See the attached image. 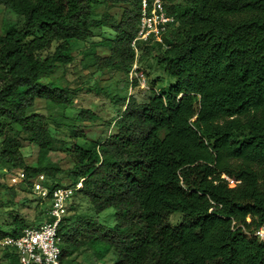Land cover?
<instances>
[{
  "label": "trees",
  "instance_id": "obj_1",
  "mask_svg": "<svg viewBox=\"0 0 264 264\" xmlns=\"http://www.w3.org/2000/svg\"><path fill=\"white\" fill-rule=\"evenodd\" d=\"M106 1L128 5L120 19L96 16L94 0H0L17 16L0 31V161L24 169L28 188L44 174L53 189L63 185L56 176L63 169L51 152L62 149L72 160L66 184L82 180L77 191L95 210L60 222L61 264L84 250L98 260L112 251V264H264V242L252 235L264 224V0H169L176 21L165 45H138L171 83L143 102L123 98L114 131L84 147L76 139L87 138L82 125L97 119L93 111L50 118L33 108L38 99L73 105L71 88L47 76L72 63V42L95 29L115 32L95 43L109 51L95 54L98 68L130 72L141 0ZM51 120L71 131V147L56 146ZM6 123L39 147L37 164L25 161L22 138ZM40 200L49 214L50 195ZM109 208L113 224L98 217ZM177 213L181 221L172 224ZM14 222L0 227V239L30 225L17 215ZM4 249L2 260L21 264Z\"/></svg>",
  "mask_w": 264,
  "mask_h": 264
},
{
  "label": "rangeland",
  "instance_id": "obj_2",
  "mask_svg": "<svg viewBox=\"0 0 264 264\" xmlns=\"http://www.w3.org/2000/svg\"><path fill=\"white\" fill-rule=\"evenodd\" d=\"M179 1V0H178ZM184 2L185 0H180ZM95 15L101 17L106 12L120 19L124 4L113 5L106 0H94ZM17 16L8 12L0 5V31L9 24L16 22ZM94 37L87 41H73V62L67 65L59 64L49 73L48 78L60 81L68 85L72 90L74 103L69 107H61L50 101L38 99L34 111L43 113L50 118L55 116H67L77 119L82 109H90L97 115V119L89 125H82L87 133V138H77L76 142L84 147L91 143L97 144L111 134L115 127L114 123L123 109L121 100L123 98L135 97L139 102L146 101L153 91L160 92L167 88L172 79L164 71L155 57H142L143 52H148L147 45L137 43L135 50V63L129 73L121 72L112 67L101 70L96 64L95 54L106 55L109 51L96 47L95 43L103 38L113 37L115 32L108 27L94 30ZM155 42H152L153 44ZM159 46H153V52L159 51ZM54 49L52 46L51 50ZM54 121H50V131L59 141L56 146L63 142L66 147H71L74 142L73 135L67 127H58ZM12 126V127H11ZM9 125L17 135L22 138V152L28 164H37L39 147L30 143L25 138L24 131L17 125ZM62 149L51 152L53 161H57L63 169L56 174L58 180L63 184L70 183L69 168L72 160L65 155ZM11 169L0 161V227L11 230L15 225L16 215L30 225L40 224L50 217L45 206L48 202H41L39 197L24 183L12 184L10 181ZM49 184L53 180L45 175ZM83 213L95 216V210L87 197L80 195L78 191L74 194L69 205L68 215ZM99 219L107 224L115 221L114 210L109 208L98 215ZM181 214H173L169 217L172 224L181 221ZM5 249L0 246V264H8L2 260ZM90 250L75 252L66 258L67 264H112L116 259L114 252H109L103 259H96Z\"/></svg>",
  "mask_w": 264,
  "mask_h": 264
},
{
  "label": "built area",
  "instance_id": "obj_3",
  "mask_svg": "<svg viewBox=\"0 0 264 264\" xmlns=\"http://www.w3.org/2000/svg\"><path fill=\"white\" fill-rule=\"evenodd\" d=\"M169 0H141L140 17L136 36L132 47L137 49L139 41L156 42L165 45V35L175 23L174 15L167 9ZM12 184H27V174L24 169L14 170L10 175ZM29 187L40 199L50 195L49 215L51 220L36 225L25 226L16 235H6L0 239V246L10 248L17 255L21 264H61L62 236L58 228L60 222L68 213L69 204L82 186V180L75 184H63L53 189L45 184V175L39 174L30 178ZM235 183L234 179H230ZM252 235L264 242V224L252 232Z\"/></svg>",
  "mask_w": 264,
  "mask_h": 264
}]
</instances>
